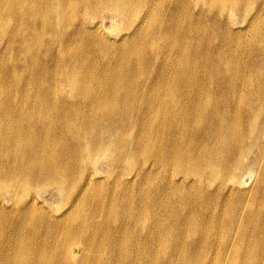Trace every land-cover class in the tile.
Here are the masks:
<instances>
[{
	"label": "rangeland",
	"instance_id": "374dc122",
	"mask_svg": "<svg viewBox=\"0 0 264 264\" xmlns=\"http://www.w3.org/2000/svg\"><path fill=\"white\" fill-rule=\"evenodd\" d=\"M47 1L49 0H3V5H10L17 15L7 19L10 21L8 32L0 38V117L5 134L17 139L32 151L37 146L43 145L44 149L51 152L59 161H62L64 157L71 158L69 152H74L71 147L64 145L63 139L60 137L61 125L57 123L66 113V105L72 94V108L75 110L83 106L85 98L102 97L99 99L103 101L105 97L109 96L120 97L116 99H121L122 104L124 103L120 93L122 90H131L136 95H140L145 90L157 89L165 85L173 88L178 83L179 64L184 63L192 68L185 73L186 80L183 82L186 90L189 89L190 96L196 92L193 88L199 89L202 84L206 88L210 87L206 80L209 79L208 72H211L213 67L219 69L216 75L220 78L216 86L223 87L224 84H227V87H235L236 90H246L255 86L250 82L245 84L241 79L245 75H254L259 70H264V60L260 58V50L264 49V0H167L166 5L162 4L163 0H149L144 8L147 9L148 16L139 30L150 33L157 29L162 34L160 41L162 50L159 55H149L148 36L135 40L139 46L134 45V50L141 52V55H100L102 51L93 39H74L73 37L72 44L75 46L73 49L65 45L61 39L56 41L55 38L54 48L59 55H42V48H38L34 52L33 64L26 56L19 59L20 55H24L23 51L18 52L17 55H7L10 48L7 42L13 40L15 31L21 28L20 36L24 37L32 33L33 5L40 2L45 6ZM66 2L73 3L76 15L79 14V17L85 20V25L92 26L90 17L85 14L81 15L84 2L75 0H66ZM53 5L56 3L54 2ZM53 5L49 4L50 10ZM174 7L182 10L179 12V16H175L173 22L169 23L166 19L173 14ZM131 11L133 14L135 13L133 9ZM101 12H95V19L101 18L100 21L107 30L102 26L101 31L107 36L118 31L121 35L125 32L121 30L130 27L135 21L131 19L124 23L127 18L120 14L116 15L114 21L107 16V12ZM42 14L41 6L37 12L36 23H41ZM4 15V13L1 14V17ZM225 19H230L231 23ZM71 27L74 28V25ZM173 27L177 28V32ZM195 27L200 30L194 32ZM255 27L262 33V37L258 38L253 35ZM168 28L169 34L167 35ZM67 31L70 34L69 27ZM238 35L239 37H236ZM231 36H234L235 39L229 40L230 44H228V40L224 42L221 40V38L227 39ZM190 37L197 38L200 45L208 48L211 53L209 55H193L190 49L184 55L185 42L183 38ZM218 41H222L219 47L223 43L227 46L233 45L238 55H227L225 46L215 51ZM258 41L260 42L259 55H253L251 51L258 46ZM130 43L131 40L127 39L118 45L112 44L111 47L117 50H119L118 47L125 49ZM165 50L169 51L170 55H162ZM252 62L258 67L256 72H251L249 68L253 64ZM240 63L247 65L242 71L225 69V66L236 68ZM77 69L84 72L85 82L80 85L73 80L76 77ZM193 76L198 77L196 82L193 81ZM252 77L256 80L255 85H257L258 81L264 77V73ZM133 89L135 90L133 91ZM158 96L149 97L152 101L156 100L157 102ZM14 103H18L17 109L21 110L19 112L21 124L23 128L30 130V135H25L14 129L12 117ZM118 107L119 103L115 105L113 102L105 105L104 111L107 110L105 108L114 110ZM133 111H138L140 116L149 115V110L146 108L137 110L134 107ZM96 112L100 113V109H96ZM102 114L105 113L102 112L100 115ZM49 120H53L54 124H49ZM50 126L53 127V142L41 136ZM68 133L72 134L73 129H68ZM162 134L170 136V143L177 140L178 134H172L169 128L164 129ZM162 134H158V140L161 141L162 148L167 149L171 144L166 145L165 137ZM220 134L221 132L210 135L202 133L201 136L212 143L223 139ZM194 137H196L195 132ZM236 138L233 136L230 142H234ZM184 140L188 142L187 138ZM221 147L223 148L224 145ZM98 151L104 155V149ZM105 151L110 152V149ZM2 156L3 152L0 149V165ZM113 156L112 151L111 154L102 156L99 162L94 165L86 162L84 164L85 171L76 174L75 186L69 188L71 190L70 198H73L77 194L78 187L86 179L88 171L96 177L95 181H92L93 184L91 182L89 186L91 191L88 194L95 200L90 198L86 207H83V210L86 209V211L84 210L85 215H91L90 220L93 225H96L92 235L88 237V241L93 245L89 254L102 258L108 264H115L111 259L115 248L114 241L127 248H135L141 246L137 243V239L142 237L146 239L148 234L147 229L142 228L130 231L122 230L116 232L115 236L112 226L102 228L98 224L102 218L100 210L102 206L107 209L113 207L109 217L112 219L111 221L119 219L124 209L129 210L128 207L133 202L132 199L125 202L126 200H120L116 196L119 190L125 188L121 179H127L134 173H141L131 189H134L135 193L140 191V194L142 190H161L162 192L158 193V204L166 200L174 202L175 194L179 192L175 178L170 173L171 164L160 163L159 170L155 168L142 172L149 164V160L144 156L127 157L119 164H114ZM255 156H257L256 160H254ZM238 159V152L233 150L228 162H237ZM245 160L251 163L252 171V175H242L243 188L247 190L254 186L261 170H264V155L261 154V150L259 154V150L254 149ZM88 166L91 167L89 170ZM9 173L8 169L0 168V183L2 184H0V200L3 201V206H0V264H72L70 261L68 263L52 262L50 257L55 255V251L51 242L46 243L51 236L59 240L65 237V235H59L58 231H54L52 234L53 225L49 221L52 217L59 215L58 207L72 204V199H66V201L60 199L62 198L59 194L60 191L58 193V189L53 185L50 188H43L38 194L34 192L38 197H35L34 203L29 201L28 205L33 204L36 211H43L40 213L44 216H40L39 213L33 215L34 208L27 206V209L22 206L27 198L25 193L28 191H24L21 195L14 191L13 186L7 183ZM210 176L206 174L200 180L193 177L194 181L190 184L192 190H189L188 187L182 189L184 193L188 192L187 206L190 212L187 210L185 214L179 216L173 214L164 219V224L157 225L166 237L158 238L150 246V250L145 256L137 258L136 264H172V259H176L178 263L182 259L194 264H206L205 259L210 260L214 255L219 254V241L227 246L226 254L229 253L227 264H264V190L259 191L256 196L243 194L244 200L249 199V203L245 205V213L258 209L261 215L248 213L239 218V213L244 208V204L239 200V195H234L231 192L229 197L225 196L224 188L217 186L220 180L210 179ZM223 176L225 179L230 177L229 173ZM187 180L190 182L189 179ZM139 181L142 184H139ZM233 200L235 201L231 202ZM143 205L141 204L140 207L142 208ZM93 207L96 209L93 210ZM115 209H119L120 212H118L119 210L115 212ZM160 210L163 211V208L161 207ZM170 210H172L171 207ZM126 217L130 216L126 215ZM127 226L131 225H127L124 220L121 229ZM221 226L223 228L217 230ZM166 227H170L172 231L163 232ZM83 232L88 233V229L84 228ZM105 236L113 237V243L105 244L101 250H98L96 247L98 240H102ZM192 237L195 239L201 237L200 244H193L190 241ZM62 251L67 254L66 250ZM210 264L217 263L213 260Z\"/></svg>",
	"mask_w": 264,
	"mask_h": 264
},
{
	"label": "bare ground",
	"instance_id": "6f19581e",
	"mask_svg": "<svg viewBox=\"0 0 264 264\" xmlns=\"http://www.w3.org/2000/svg\"><path fill=\"white\" fill-rule=\"evenodd\" d=\"M75 1L84 2L81 15H88L92 26L85 25V20L75 13V5L66 2V0H49L45 3V6L40 2L35 3L31 14V20L33 21L32 33L24 37L20 36L21 28L15 31L13 40L7 42L10 45L7 55H17L18 52L23 51L24 55H20L19 59H22V56H26L33 64L34 52L38 48H42V55H59L54 48L55 38L57 39L56 41L61 39L65 42V45L73 49L75 46L72 44V37L74 39H93L102 51L100 55H141V52L134 50V45H138L135 40L147 36L149 37L147 42L149 55H159L162 50L160 42L162 34L157 29L154 32L150 31V33H144L139 30L148 16L146 14L147 9L144 8L149 0ZM54 2L56 5H53ZM49 4L53 5L51 10L48 7ZM162 4L166 5L167 0H163ZM41 6L43 14L39 24L36 21L37 12ZM131 9L135 11L134 14ZM181 10L178 7H174L173 14L166 20L172 23L175 16H179ZM98 11L107 12V16L114 21L117 14L127 18L124 23L131 19L135 21L130 27L121 30L125 31L121 35L118 33L120 31H118L107 36L101 31L103 26L102 21H100L101 18L95 19V12ZM141 11H143L142 14ZM3 13L5 15L1 17ZM16 15L17 13L10 5L4 6L3 0H0V38L8 32L10 21L7 19L16 17ZM226 15L229 16L228 14ZM225 20L231 23L230 19ZM72 25H74V28L71 27ZM68 27L70 28V34L67 31ZM103 28L105 29L104 26ZM173 29L177 32L176 27H173ZM199 30L198 27L193 29L194 32ZM237 30L240 29L237 28ZM213 35L215 36L216 33L214 32ZM253 35L258 38L262 37V33L257 27H255ZM236 37H239V35ZM127 39L131 40L127 48L120 49L118 47L119 50H117L111 47L112 44L118 45ZM234 39V36L227 39L221 38L223 42L228 40V44H230L229 40L233 41ZM183 40L185 42L183 46L184 55L190 49L193 55H209L211 53L208 48L201 46L195 37L183 38ZM222 41H218L215 51L225 46L227 55H238L233 45L227 46L223 43L219 47ZM257 43L258 46L251 51L253 55H259L260 42L258 41ZM162 55H170V53L165 50ZM260 55V58L264 60V49L260 50ZM252 63L249 68L251 72H256L258 67L254 62ZM246 66V64L240 63L236 68L225 66V69L228 71H242ZM179 67L177 74L178 83L173 88L165 85L157 89L145 90L140 95H136L131 90H122L120 92L121 98L124 100L122 104L121 99H116L120 97L109 96L105 97L103 101L99 99L102 97L85 98L83 106L75 110L72 108V94L66 105V113L57 122L61 125L60 137L63 139L64 145L71 147L74 151L69 152L72 156L71 158L67 159L64 157L62 161H59L51 152L44 149L43 145L37 146L32 151L17 139L5 134L2 129V118L0 117V149L3 152L0 168L10 171L7 183L13 186L14 191L20 195L24 191H28L25 193L27 198L22 206L34 208L33 204L28 205V202L32 201L34 203L35 197H38V192L43 188H50L51 185L58 189V193L60 191L59 194L62 196V198L59 197L60 199H65V201L66 199H72L73 201L72 204L69 203L58 207L59 215L52 217L49 221L53 225L52 234L54 231H58L59 235H65L62 240L51 236L46 241L47 244L52 243L55 251V255L50 257L52 262L68 263L70 261L72 264H108L102 258L89 254L93 245L88 241V237L92 235L96 225L92 224L91 215H85L84 210L86 211V209L84 208L83 210V207H86L87 201L93 198L88 195L91 191L89 186L92 181H95L96 177L88 171L86 179L78 187L77 194L73 198H70L71 190L69 188L75 186L76 174H81L85 171L84 164L86 162L94 165L99 162L102 156L109 155L112 151L114 164H119L125 158L134 155L147 158L149 164L147 163L148 166L142 172L155 168L159 170L160 163L171 164L170 173L175 178L179 188V192L175 194L176 199L174 202L166 200L158 204V193L162 192L161 190H142L140 194V191L135 193V190L131 189V186L141 176V173H134L127 179H121L125 188L118 191L116 194L117 198L126 200L125 202L132 199L135 204L132 202L130 207H128L129 210L124 209L121 216H119L120 218L117 220L113 219V221L109 218L113 207L107 209L100 205L102 218L98 224L102 228H110L112 226L115 230V236L116 232L122 230L130 231L131 229L142 228H146L148 234L146 239L144 237L137 239V243L141 244V246L135 248H127L123 244L114 241L115 248L111 259L115 264H136L137 258L145 256L149 252L150 246L158 238L166 237L157 225L164 224V219L169 218L173 214L179 216L180 214H185V211H189L187 206L188 192L184 193L182 189L188 187L189 190H192L190 184L194 181L193 177L200 180L206 174L211 175L210 179L220 180L217 186L224 188L225 196L229 197L231 192L234 195H239V200L244 204V208L239 213V218L246 216L248 213L261 215L258 209L245 213V205L249 203V199L244 200L243 194L256 196L259 191L262 192L264 190V170H261L254 186L247 190L243 188L242 175H252L251 163L246 161L245 158L254 149H258L259 154L261 150V154L264 155V77L258 81L257 85H255L256 80L252 77H257L258 74L264 73V70H259L254 75H245L241 79L245 84L253 83L256 89H254L255 87H250L246 90H236L235 87H227V84H224L223 87L216 86L220 78L216 75L219 69L213 67L212 71L208 72L210 74L209 79L206 80L210 87L206 88L202 84L199 89L193 88L196 92L190 96L189 89L186 90L183 82L186 80L185 73L192 70V68L186 63L179 64ZM75 76L73 78L75 83L80 85L85 82L83 70L77 69ZM192 78L194 82L198 80L196 76ZM157 95H159L157 102L156 100L152 101L149 97ZM113 102L115 105L119 103V107L114 110L105 108L107 110L104 111V106ZM17 104L14 103V112L12 113L14 129L25 135H30V130L23 128L21 124L19 117L21 110L17 109ZM134 107L137 110L148 109L149 115L140 116L138 111H133ZM96 109H100V113L97 114ZM102 112L105 114L100 115ZM48 123L54 124V121L49 120ZM70 128L73 129L72 134L68 133ZM167 128L172 131V134H178L177 140L172 143H170V136L162 134V131ZM52 131L53 127L50 126L41 136L53 142ZM194 132L196 137H194ZM215 132H221L220 135L223 139L210 143L205 137L201 136L202 133L210 135ZM159 133L165 137L166 145L171 144L167 149L162 148V143L158 140ZM233 136L237 138L231 143L230 140ZM185 138H187L188 142L184 140ZM129 139L131 140L129 141ZM222 145H224L223 148L221 147ZM99 149H104V155L98 151ZM108 149H110L111 153L105 151ZM233 150L238 152L239 159L237 162L231 163L228 160L231 158ZM257 156H255L254 160H256ZM89 168L91 167L88 166V170ZM226 173H229L230 177L225 179L223 175ZM138 183L142 184L141 181ZM141 204L145 205L141 208ZM0 206H3L2 200H0ZM161 207L163 211L160 210ZM170 207L172 210H170ZM118 210L115 209L114 211ZM40 212L43 211H36L35 207L32 214L37 215L39 213L40 216H44ZM126 215L130 217L127 218ZM124 220L127 225L130 224L131 226L121 229ZM84 228L88 229V233L83 232ZM222 228L221 226L217 230ZM171 231L170 227L163 229V232ZM112 241L113 237L105 236L102 240H98L96 247L101 250L105 244L111 245ZM190 241L199 245L201 237H196V239L192 237ZM63 249L67 251V254L63 253ZM218 252L219 254L214 255L210 260L205 259L206 264H210L213 260L217 264H227L229 253L226 254L227 246L221 241L218 242ZM185 263L194 264L182 259L178 263L176 259H172V264Z\"/></svg>",
	"mask_w": 264,
	"mask_h": 264
}]
</instances>
